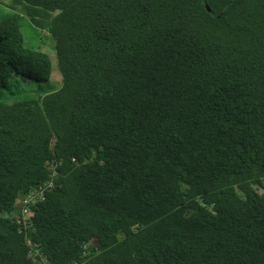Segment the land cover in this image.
Here are the masks:
<instances>
[{
	"label": "trees",
	"instance_id": "obj_1",
	"mask_svg": "<svg viewBox=\"0 0 264 264\" xmlns=\"http://www.w3.org/2000/svg\"><path fill=\"white\" fill-rule=\"evenodd\" d=\"M2 1L0 264H264V0Z\"/></svg>",
	"mask_w": 264,
	"mask_h": 264
},
{
	"label": "rangeland",
	"instance_id": "obj_2",
	"mask_svg": "<svg viewBox=\"0 0 264 264\" xmlns=\"http://www.w3.org/2000/svg\"><path fill=\"white\" fill-rule=\"evenodd\" d=\"M8 4L9 1H2V5L0 6V18L12 13L6 12L3 8L6 7ZM21 32L23 33L25 43L29 47L39 49L40 51L46 53L49 56L53 69L49 84L51 86V89L60 88L61 76L57 70V60L52 40L47 36V33L34 27L26 17L23 18L21 21ZM44 89L50 90V87H45ZM10 90L11 91H5V94L1 95L2 102L7 104H13L15 102L33 99L37 95V92L35 91L36 88L32 86L12 84Z\"/></svg>",
	"mask_w": 264,
	"mask_h": 264
},
{
	"label": "built area",
	"instance_id": "obj_3",
	"mask_svg": "<svg viewBox=\"0 0 264 264\" xmlns=\"http://www.w3.org/2000/svg\"><path fill=\"white\" fill-rule=\"evenodd\" d=\"M57 176L55 170L50 175L48 180L41 188L35 189L29 192L26 196L16 201L14 204L15 212H12L10 218L16 221L20 227V232L24 235V240L27 248L30 250V254L33 257L35 264H50L46 256L40 253L37 245L33 244L29 232H33V224L30 220L32 215L31 208L35 207L38 203L45 201L46 194L54 188V179ZM89 245L84 247L87 250Z\"/></svg>",
	"mask_w": 264,
	"mask_h": 264
}]
</instances>
